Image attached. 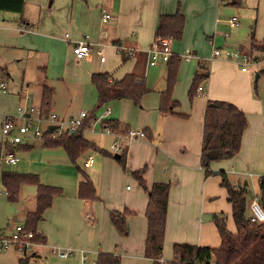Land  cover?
I'll list each match as a JSON object with an SVG mask.
<instances>
[{
	"label": "crops",
	"instance_id": "1",
	"mask_svg": "<svg viewBox=\"0 0 264 264\" xmlns=\"http://www.w3.org/2000/svg\"><path fill=\"white\" fill-rule=\"evenodd\" d=\"M42 1L40 0V2ZM173 1L52 0L48 6L42 5L43 2L36 3L39 5L34 4L35 7H39L35 27L32 29L30 22H23L24 27L19 26L17 33L12 34L11 39L5 43L30 53L45 55L44 65L46 64L49 70L46 71L47 67L37 65L42 74L34 83L38 92L37 103H34L30 98L29 106L44 108L42 94L43 89L48 88L52 98L47 108L54 112L53 109L58 107V102L53 89L46 85L45 79L48 74L58 76V71L61 73L69 65L76 68L84 67L90 82L93 74L108 73L115 80L132 74L130 71H126L123 77H114L111 74L112 68L108 65L107 58L103 63L98 58L91 64L77 61L72 54L70 42L80 40L85 36H88L95 49L101 50L103 54L109 49H112L115 54L114 44L134 48L137 51L134 54L137 56L134 57L145 61L147 65L144 52L156 40L159 17L173 14L177 10L175 8L176 1L175 3ZM234 1L239 2L234 6H247L258 0ZM225 2L227 0H190V5L195 6L196 11L199 12L205 6V9H213L217 5L219 10V3ZM25 9L26 0H24L23 14ZM103 11L111 14V21L102 22ZM197 20L199 22V19ZM202 25L203 23H200L199 28H203ZM65 35L68 37L65 38ZM224 37L227 39L228 36ZM251 37L246 45L247 52L250 50ZM263 37L264 33L258 41ZM207 38V45L211 50L210 61L227 56V51L219 49L221 55L218 58H212V50L216 49L214 46L218 37L213 35ZM171 41L173 42V40ZM246 50L241 47V50L235 51L254 61L264 56L262 54L260 56L245 54ZM120 57L123 59V56ZM199 66H202V69H199ZM2 68L0 66V70ZM218 69L221 77L228 76L229 72L224 64L220 63ZM239 70L240 75L244 78L247 77L250 83L251 79L247 75L249 70L242 72L241 67ZM206 72H208L207 68L199 62L197 68L192 73L187 72L185 78L187 80L191 78L192 83L195 74H205ZM215 73L214 66H212V78ZM163 76L165 75H162V80ZM138 77H141L145 84L147 83L144 73ZM164 82L165 84L160 86L157 91L155 89L151 91L154 92L151 93L153 96H149L151 98L144 99L145 110L143 109V113L137 112L136 120L129 121L126 123L127 125L118 121L124 126L123 128L128 130L145 131L144 139L132 140L122 132L106 133L100 124H96L94 131H91L89 129L90 121H88V124L81 130H83L85 138L89 134L91 139L88 141L95 149L89 148L83 151L75 163L70 161L62 148L44 147L45 141L39 143V149H36L32 139L14 147H4L3 151L13 152L18 158V162L13 165L2 162L5 169L1 168L0 163V237L10 235L16 224L26 225L28 215L36 210L37 194L35 184L24 183L20 186L17 201L10 202L5 187L1 183L3 173L31 175L40 184L45 186L56 184L60 190L53 196L50 206L44 210L34 225V232L40 236L43 245L36 247L30 253L17 249L0 252V264H19L22 260H25L26 264H96L100 253L118 256L120 264H154V259L145 257L147 236L145 212L148 196L137 185V180L133 181L135 186L131 189L125 187V183L130 180V173L143 167H146L143 178L148 187L154 183L170 185L163 249L170 247L172 257L166 261L170 262L174 259L172 247L175 244L208 248L219 247L220 236L215 226L214 216L223 220L229 231L235 232V225L231 218V206L227 202V193L225 189L221 190L223 188L222 179L220 174H216V172H224L221 170V165L226 160L212 162L209 175H205L200 166L205 109L209 101H222L227 98L215 90L208 72V77L203 80L204 83H207L205 91L200 86L202 98L193 101L190 110L185 109L186 106L182 105L181 99H179L181 101L179 103L178 93L174 92L173 87L172 100L179 104L173 113L177 115L162 114L159 111V105L160 95L166 89L165 77ZM156 84L158 85V80ZM148 99L151 103L148 102ZM184 114L188 115L186 119L181 117ZM57 115L65 120L74 118ZM110 115L111 111L102 120H106ZM245 132L243 136H245ZM0 144L2 145V141ZM115 147L117 150L114 149ZM123 151L127 156L128 172L126 173L121 172L113 161V158L118 159L119 153ZM93 152L95 153L92 154ZM97 153L101 155L98 156ZM112 153L118 157L112 158ZM90 155L93 156V162L90 167H85L84 162ZM238 156L239 154L235 158ZM213 172L215 173L213 174ZM81 173H84L93 185L96 200L82 198L78 195ZM245 176L249 179L254 177L250 173H245ZM28 186H32L33 190H26ZM26 192L29 193L26 194ZM257 192L259 193V189ZM258 193L255 196H258ZM224 201L228 203V207ZM123 210L131 212L126 218L127 232L124 234L118 232L110 221L111 212H122ZM227 216L233 228L228 226ZM52 247L82 251L85 253V258H82L79 252H75L68 258H60L51 254Z\"/></svg>",
	"mask_w": 264,
	"mask_h": 264
},
{
	"label": "rangeland",
	"instance_id": "2",
	"mask_svg": "<svg viewBox=\"0 0 264 264\" xmlns=\"http://www.w3.org/2000/svg\"><path fill=\"white\" fill-rule=\"evenodd\" d=\"M51 1L52 0H43L42 5L48 6ZM42 2H40V0H26L24 14L0 11V66L5 69L4 71L2 68L0 73L2 75L4 74L3 76L7 78L6 93L4 94L0 91V142L3 141L1 131L3 118L16 116L19 106L29 107V100H26L27 97L32 98L34 103H37L36 97H38V92L35 89L34 83H36L38 77L42 76L38 70V66L47 67L46 71L48 69V66L46 64L44 65L45 55H37L24 49L10 46V44H5L9 41L8 39H11L12 34L17 33L19 26L22 25L24 27L23 22H30L32 29L35 27L39 8L38 6L35 7V5H39L36 3ZM232 2L233 0H227L225 3H219L220 11L216 5L213 9H205V6L197 12L195 6L192 4L190 5V0L173 1L176 5L175 8H179L185 18L183 37L180 40L171 41L170 44L171 52L174 56L180 58L175 68L176 78L174 83L175 86L173 87L174 92L178 93L179 98L177 100L179 103H181L179 100L181 99L182 105L186 106L185 109L187 111L190 110L193 101L195 102L202 98V92H197L192 103H190L188 91L191 85V78L187 80L185 76L187 72L192 73L200 62L204 64L210 73V80H212L215 90L219 91L223 97L227 98L222 101L231 103L240 110H244L242 111L247 117L248 129L245 132V136L242 137L239 156L224 161V163H222L223 165H221V170L226 173L227 180L231 184L248 182L250 194L255 196V194L258 193V178L264 173V61H262L261 57H259L261 60L260 62L253 63L254 60H249L247 66L249 70L247 75L251 79L249 83L247 77L244 78V76L240 75L239 64L227 56H222L220 59L218 58L215 59V61H210L211 50L207 45V37L213 35L218 37L214 46L216 49L234 52L235 50H241L242 47L246 50V45L249 43V38L251 36L255 40L263 36L264 0H258L247 6H234L231 5ZM233 16L238 17L240 20V26L237 29H230V27H228V20ZM197 19H199V22ZM200 23H203V28H199ZM225 35L228 36L227 39H225ZM188 53L193 54L194 57L189 60H184L183 57ZM245 54H254V56L261 55L251 49L248 52L246 50ZM104 55L105 58H107L108 65L112 68L111 74L114 77H123L126 71H130L132 74L138 76L144 73L147 77L145 86L150 92L145 94L139 103H135L128 99L114 100L97 108V91L92 82H90V79H88L84 67L76 68L69 65L65 67L61 73L58 71V76H51V74H48L45 79L46 85L53 89L58 102V107L53 109L56 114L75 117L81 111H85L92 117L98 118L109 108L111 115L109 118L107 117V120L111 119L127 125L126 123L129 121L132 122L136 120L137 112H144V99L153 96L151 93L154 92L151 91L154 89L157 91L160 86L165 84L164 77L166 78L168 63H159L155 65V67H148L145 61L135 58L137 55H133L129 60L122 62V58L114 54L112 49L105 51ZM220 63L224 64L229 72L228 76L225 78L221 77L219 74L218 66ZM212 66H214V71L216 72L213 78L211 75ZM6 73H8V75H6ZM257 73L260 75L258 78H256ZM162 75H165L163 76V80ZM157 80L158 85L156 84ZM199 85L205 91L207 83L202 81ZM148 100V102L151 103L150 99ZM184 115L188 116L187 114ZM86 139H91L89 134L86 135ZM33 142H35L36 149H39V143L41 142ZM94 153L95 152L92 154ZM119 154L121 155L122 153ZM97 155L99 156L101 154L97 153ZM114 156L115 154L112 153V158ZM113 161L118 165L121 172H128L127 156L125 162H120L114 158ZM1 168L5 169L6 167L1 163ZM214 173L215 172H213V174ZM245 173L252 174L254 176L253 179L246 177ZM216 174H219V172H216ZM129 177L130 180L125 183V187L131 189L135 186L133 181H136V179L132 173H130ZM49 186L56 187V184H49ZM26 190H33V187L28 186ZM221 190L224 191V188ZM27 193L29 192H26V194ZM224 202L228 207V203L226 201ZM247 214H250V211L247 212ZM226 219L228 220V226L232 227V223L228 216ZM162 255L165 260L170 259L172 257L170 247L164 248Z\"/></svg>",
	"mask_w": 264,
	"mask_h": 264
},
{
	"label": "trees",
	"instance_id": "3",
	"mask_svg": "<svg viewBox=\"0 0 264 264\" xmlns=\"http://www.w3.org/2000/svg\"><path fill=\"white\" fill-rule=\"evenodd\" d=\"M239 2L234 1L233 5ZM24 0H0V11L22 14ZM185 18L179 8L170 15H161L157 22V37L180 40L184 33ZM250 49L264 55V37L258 41L251 37ZM179 58L172 56L168 60L166 73V89L160 95L159 111L162 114H171L178 108V102L172 100V89L176 78V65ZM129 58L123 57L122 61ZM202 69V66H199ZM260 72V71H259ZM264 72V70H263ZM205 74H195L188 91L190 103L197 93V89L205 78ZM91 82L98 94L97 108H100L114 100H132L139 103L142 97L150 92L141 77L127 74L120 80H115L108 73L93 74ZM52 94L48 88L43 89L41 108L44 112L51 103ZM47 108V109H46ZM186 118V115H181ZM93 119L90 115L88 121ZM86 121V125L88 124ZM103 128H109L111 132L126 134L128 129L123 128L118 121L104 120ZM248 122L242 110L225 101H209L205 109L203 119V135L200 154V166L205 175H209L210 164L215 161L235 158L241 148L242 137L247 129ZM122 129V130H121ZM145 135L146 132L144 131ZM44 147L62 148L70 161L75 163L80 154L86 149H95L84 137L83 130H79L72 136L64 135L57 139H46ZM3 146L0 144V154ZM119 155L120 162H125V152ZM146 167L131 172L138 185L148 196V204L145 212L147 220V236L145 243V257L156 259L162 257L163 238L166 227L167 204L170 185L168 183H154L147 186L143 175ZM222 179L221 185L227 193V202L231 206V218L235 225V232L228 230L226 223L218 216H214L215 226L220 236V245L217 248L196 247L188 244H175L172 247L174 259L170 264H264V221L253 223L250 221L249 205L257 198L264 212V173L258 178V196H252L248 182L231 184L224 172L219 173ZM1 183L5 187L7 198L10 202L18 199L20 186L24 183L37 186L36 210L27 217L24 225L34 232L35 222L41 217L44 210L50 206L53 196L59 192V188L40 184L31 175H16L3 173ZM78 195L82 198L96 200L95 189L88 177L81 173ZM131 212L113 211L110 213V221L114 228L124 234L126 232V218ZM37 240H41L37 236ZM19 264H26L25 260ZM96 264H120V258L113 254L100 253Z\"/></svg>",
	"mask_w": 264,
	"mask_h": 264
},
{
	"label": "built area",
	"instance_id": "4",
	"mask_svg": "<svg viewBox=\"0 0 264 264\" xmlns=\"http://www.w3.org/2000/svg\"><path fill=\"white\" fill-rule=\"evenodd\" d=\"M101 20L103 23H107L112 20L110 13L103 11ZM228 25L231 29L238 28L240 26V21L236 16L231 17L228 20ZM68 37L65 35V38ZM171 40L169 38L156 37V40L151 44V46L144 52L147 59L148 66H155L159 63H167L168 60L174 56L171 52ZM72 54L77 61H83L87 64H91L96 58L100 62L105 61V55L101 50L95 49L94 45L89 41L88 36L81 38L80 40H75L70 42ZM113 48L115 54L123 56L125 58H131L137 51L134 48L123 46L120 44H114ZM228 58L234 60L241 67L242 72L247 71V66L249 64V58L242 55L236 51L226 52ZM221 55L219 49L212 50V58H218ZM194 57L191 54H187L183 58L189 60ZM262 61H264V56H262ZM261 60H255V62H260ZM7 81L4 76L0 74V91L6 93ZM202 88L199 86L197 92H201ZM26 100H30L29 97ZM110 109L107 108L103 116L94 117L90 120L89 129L94 131L96 124H102V122L108 114ZM89 114L85 111H81L77 117L65 120L61 119L55 112L51 110H46L44 112L41 108L29 106L21 107L17 109V114L14 117H4L2 123V146L4 147H14L25 143L28 139L34 141L43 142L46 139H57L61 136L68 135L72 136L76 134L79 130L86 126V121L89 119ZM102 120V121H101ZM54 129L50 132V128ZM106 133H111L109 128H104ZM125 136L132 140H140L146 137L144 131H137L129 129ZM117 150V148H114ZM6 164H16L18 158L13 152L2 151L0 154V163ZM93 162V156L90 155L84 162L85 167H90ZM250 208V221L253 223L264 221V212L259 204L257 198L253 199L249 205ZM38 234L31 230H28L22 224H16L12 233L8 236L0 237V252L7 251L9 249H17L25 253L33 252L36 247L43 245V242L37 240ZM75 252H79L82 258H85V253L73 249H63L60 247H52L51 254L60 258H68L72 256ZM154 264H170V262L164 260L162 257L154 259Z\"/></svg>",
	"mask_w": 264,
	"mask_h": 264
},
{
	"label": "water",
	"instance_id": "5",
	"mask_svg": "<svg viewBox=\"0 0 264 264\" xmlns=\"http://www.w3.org/2000/svg\"><path fill=\"white\" fill-rule=\"evenodd\" d=\"M258 77V74H256V78ZM54 128L53 127H51L50 128V132L53 130ZM116 158L118 157L117 155L115 156Z\"/></svg>",
	"mask_w": 264,
	"mask_h": 264
}]
</instances>
